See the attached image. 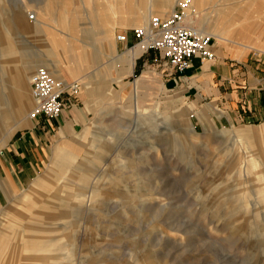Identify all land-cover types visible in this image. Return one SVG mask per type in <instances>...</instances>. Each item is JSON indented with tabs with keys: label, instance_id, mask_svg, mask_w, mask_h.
Returning a JSON list of instances; mask_svg holds the SVG:
<instances>
[{
	"label": "rangeland",
	"instance_id": "rangeland-1",
	"mask_svg": "<svg viewBox=\"0 0 264 264\" xmlns=\"http://www.w3.org/2000/svg\"><path fill=\"white\" fill-rule=\"evenodd\" d=\"M160 1L0 0V134L13 117L14 62H35L34 51L57 38L66 62L55 68L77 85L59 124L30 120L0 146V263L39 238L52 246L45 264H264V115L223 113L184 94L152 51L132 70L117 49L116 34L141 25L150 6L166 15ZM175 1L171 11L186 2ZM198 2L192 24L219 33L214 53L235 59L260 96L251 109L264 110V0ZM22 15L35 33L19 28ZM52 125L37 160L11 161L13 139ZM86 128L82 139L69 136ZM47 173L51 182L22 199ZM33 219L43 235L25 231Z\"/></svg>",
	"mask_w": 264,
	"mask_h": 264
},
{
	"label": "built area",
	"instance_id": "built-area-1",
	"mask_svg": "<svg viewBox=\"0 0 264 264\" xmlns=\"http://www.w3.org/2000/svg\"><path fill=\"white\" fill-rule=\"evenodd\" d=\"M186 7V3H179L170 15H151L146 25L117 33L116 41L125 42L126 49L138 47L141 53H155L154 61L160 63L166 75L182 74L190 67L193 57L211 61L215 58L212 36L199 33L185 24ZM129 34L132 37L130 44L127 43ZM69 86L72 92L77 90V85L54 77L46 67H35L30 77V92L35 104L29 118H58L65 107Z\"/></svg>",
	"mask_w": 264,
	"mask_h": 264
},
{
	"label": "bare ground",
	"instance_id": "bare-ground-1",
	"mask_svg": "<svg viewBox=\"0 0 264 264\" xmlns=\"http://www.w3.org/2000/svg\"><path fill=\"white\" fill-rule=\"evenodd\" d=\"M185 1L186 2L181 3V4H184V3L187 4V7H186V19L187 20H185V24L187 26L194 28L199 33H205L206 32L207 35L215 36L216 37L215 45H219V43L221 41V36L219 35V33H217L211 27L206 28L203 25L201 26L198 24V25H196L197 26V28H196L192 24V22L194 21L193 19L196 17L195 12L198 10H201L199 7L198 0H185ZM175 3H176L175 0L160 1L159 12H163L161 10V8L166 10L165 13L170 12L169 14L160 15V16H167V15H170L171 13H173L174 11H171L169 8H170V6L174 5ZM153 11H155V10L153 8H151V6L145 10V12H144L145 13V19L141 25L147 24V21H148L149 17L151 16V14L153 13ZM18 20H19V28L21 30L31 31V32L35 33L36 26L34 24H32V22H30L28 18H26L24 15H22L21 17H19ZM36 21H37V19H36ZM260 36L263 37L264 32ZM50 42L52 43L51 45H53V48H50L48 46H40L37 50L34 51V55L36 57L35 62L25 61V60L17 61V62H14V66H10L7 68V72H8V76H9V83L12 87V93L10 95L8 104L10 103L11 109H13V112H12L13 117H11L8 121H5V123H7L6 124L7 127L5 126V129L4 130L2 129V133L0 134V146H2L10 138V136L12 135V133L15 130H17L18 128H22L31 122L30 121L31 119L29 118V112L33 108L34 100L31 96V92L29 89V84H30L29 79L31 77V76H29V72H30L32 66L36 65L37 63H39L40 65H44V66L48 67L49 70L51 71V73L53 74V76L55 75L54 77H56L57 71L55 68V64L58 63L59 61H65L66 62V57H65V55L62 54V52H63L62 47H61L60 43L58 42V39L53 38V40H50ZM5 45L7 46L8 43L5 42ZM55 45H56V47H54ZM212 49H213V47H212ZM127 50H130V51L136 50V51L140 52V49L138 47H134L132 49H127ZM214 52H215V50H214ZM26 66H30V67L26 68ZM56 78L63 80L60 77H56ZM86 133H87V128L85 130H83L80 134H78V136L82 139V137ZM230 133H232V135L234 136L236 143L238 145H241L244 143V141L242 139H239V137H240L239 134L241 133L239 130H231ZM64 145L67 146V148L70 147L73 150L75 149L74 147H72L68 143H64ZM248 149H251V147ZM248 149H245L244 151H247ZM261 151L264 152V144H263V147L261 148ZM61 154L59 156V159L62 156ZM59 159L56 158V160H59ZM49 175H51V174L47 173L45 176L40 178L38 180V182H36L29 189V192L25 193L22 196V199L23 198L27 199L28 197H31L33 194H35L37 192L36 190H41L42 187H41L40 183L44 184V182H47V181L51 182V180L49 179ZM16 195H18V194L16 193ZM22 205L24 206V207H22L23 210H25V209L31 210V208H32L30 206H26L25 203H23ZM25 212H27V211H25ZM36 220L37 219L26 220V222L24 223V225L26 227L25 231L28 232V231L32 230L33 232H35L36 234L41 236V235H43V232H42L41 228H39L38 224L35 222ZM9 225L12 228H14V225L12 223H10ZM25 235H26V232H25ZM25 235L22 236L23 240H26V238L24 237ZM38 239H35V240L30 239V241L27 244H25L26 247L13 248V250H11L12 252H11L10 258H8L6 261H2L1 263H3V262L8 263L10 261V263H13V264L14 263L15 264H37V263L38 264H45L43 258L46 255H48L52 246L48 247L49 244L48 245H42L39 243ZM15 255H16V258H13ZM23 256H25L26 258H24ZM28 256H30V257H28ZM31 258H32V260H30ZM45 261H46V259H45Z\"/></svg>",
	"mask_w": 264,
	"mask_h": 264
},
{
	"label": "crops",
	"instance_id": "crops-1",
	"mask_svg": "<svg viewBox=\"0 0 264 264\" xmlns=\"http://www.w3.org/2000/svg\"><path fill=\"white\" fill-rule=\"evenodd\" d=\"M131 42L132 37L129 34L127 43L130 44ZM125 44V42L116 41L117 49L121 48L125 50L122 53H127V57L124 59L129 60V68H132L133 70L135 59L138 57H143L147 53H141V51L139 52L136 50H127L125 48ZM219 53L220 51L217 50L216 54ZM216 54L215 59L211 61L204 60L199 57H193L191 59L190 67L186 69L185 72L173 76L176 77L175 79L179 80L184 94L189 91H193L198 101L209 100L208 102L214 103L218 108L221 109L223 113H231L234 111L235 115H240L241 111L244 113V115H248L247 117H249V115L263 116L264 110H260L259 108L257 109L255 107L253 110L251 109V100L253 101L255 97L260 98V96L252 94L251 90L253 88H245V85L249 83V78H246V81L244 80V77H242L239 69L235 67V63L232 62L235 59L232 57L216 56ZM56 71V77H60L67 82V78L62 74V72H59L57 68ZM136 83H138V81ZM242 89H245V91ZM69 93L71 94L72 92H70L68 89V92L65 94L66 100ZM241 102L247 104L241 105ZM64 108L60 116L50 121L51 123H55V125L59 124L61 121V116L64 119ZM234 108L238 110L235 111ZM74 114L78 119H80V116H82L76 108H74ZM67 123L70 125V127L72 126L71 121H68ZM54 128L56 127L53 125L50 126V128H48L47 131H44L43 134L40 131H27L22 133L20 137L13 139V143L9 147L10 153L13 155L11 161L17 159L18 162L27 160L32 163V160H37V157L39 158L40 154L43 152L41 144H43L45 136L49 135V133L54 130ZM75 134L79 133H75L70 129L69 136Z\"/></svg>",
	"mask_w": 264,
	"mask_h": 264
}]
</instances>
